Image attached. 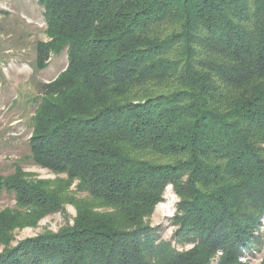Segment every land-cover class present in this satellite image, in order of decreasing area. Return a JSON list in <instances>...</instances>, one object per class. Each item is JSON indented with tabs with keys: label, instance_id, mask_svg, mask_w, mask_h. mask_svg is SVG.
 Segmentation results:
<instances>
[{
	"label": "trees",
	"instance_id": "trees-1",
	"mask_svg": "<svg viewBox=\"0 0 264 264\" xmlns=\"http://www.w3.org/2000/svg\"><path fill=\"white\" fill-rule=\"evenodd\" d=\"M39 1L36 67L68 64L37 85L29 147L67 181L0 176V264H158L143 221L168 184L199 244L166 264H238L264 212V0ZM67 203L74 226L16 241Z\"/></svg>",
	"mask_w": 264,
	"mask_h": 264
},
{
	"label": "rangeland",
	"instance_id": "rangeland-1",
	"mask_svg": "<svg viewBox=\"0 0 264 264\" xmlns=\"http://www.w3.org/2000/svg\"><path fill=\"white\" fill-rule=\"evenodd\" d=\"M40 41H50L41 2L0 0V176L14 173L16 165H20L31 180L67 181L65 175L54 174L31 159L29 143L34 136V118L40 102L37 85L56 78L68 64L66 54L62 53L53 55L45 69H38L36 46ZM76 184L71 186L74 192ZM75 198L80 204H91L99 212L106 210L96 207V203L90 202L84 193L77 192ZM180 202L173 185L168 184L163 199L155 206L152 215L143 221L145 227L153 229L151 243L160 245L155 248L158 264H166L178 257L187 258V254L199 244L197 229L183 232L178 217H185V213L180 212ZM7 207H15V201L10 195H1L0 211ZM78 216L76 206L64 204L62 211L44 218L34 228L16 231V241L72 227ZM253 227L245 244L240 246L238 264H264V212ZM223 252V248L216 249L208 256V264H222ZM200 256L207 257V251ZM200 261L203 263V259Z\"/></svg>",
	"mask_w": 264,
	"mask_h": 264
}]
</instances>
